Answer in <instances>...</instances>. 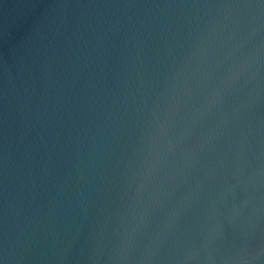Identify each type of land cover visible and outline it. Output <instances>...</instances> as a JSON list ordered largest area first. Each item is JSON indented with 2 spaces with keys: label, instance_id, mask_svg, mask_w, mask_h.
<instances>
[{
  "label": "water",
  "instance_id": "95a60500",
  "mask_svg": "<svg viewBox=\"0 0 264 264\" xmlns=\"http://www.w3.org/2000/svg\"><path fill=\"white\" fill-rule=\"evenodd\" d=\"M0 264H264V0H0Z\"/></svg>",
  "mask_w": 264,
  "mask_h": 264
}]
</instances>
